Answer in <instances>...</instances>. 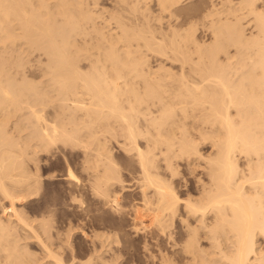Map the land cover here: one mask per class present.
<instances>
[{
    "label": "bare ground",
    "instance_id": "1",
    "mask_svg": "<svg viewBox=\"0 0 264 264\" xmlns=\"http://www.w3.org/2000/svg\"><path fill=\"white\" fill-rule=\"evenodd\" d=\"M90 1L0 0V47L11 48L8 66L0 59V264L128 261L127 238L116 229L88 232L75 220L55 228V208L31 220L18 207L40 194L37 154L54 149L78 206L89 207V190L118 220L133 216L135 233L165 237L168 247L153 243L150 264H264V0H210L197 28L211 41L187 25L176 43L157 32L159 41L148 19L136 29L120 15L118 27L106 29ZM159 1L172 13L182 0ZM191 43L197 62L184 47ZM30 49L45 57L39 73L26 68ZM149 51L191 69L177 75L167 59L154 68ZM79 157L85 181L73 167ZM182 161L193 173L202 168L195 185L181 182ZM132 190L137 196L126 202ZM79 227L90 238L85 258L72 239ZM143 236L147 249L153 240ZM31 238L41 255L29 248Z\"/></svg>",
    "mask_w": 264,
    "mask_h": 264
},
{
    "label": "rangeland",
    "instance_id": "2",
    "mask_svg": "<svg viewBox=\"0 0 264 264\" xmlns=\"http://www.w3.org/2000/svg\"><path fill=\"white\" fill-rule=\"evenodd\" d=\"M95 1L98 2V0H95ZM137 1L136 0H130V3L128 5H126V6H124L126 8H123V4H121L118 0H99V2H98L99 5L97 4V2L94 3V1H93L92 2L93 4L91 3L92 4L91 6H93L92 10L95 7L94 8V12H97V14H98V18H96L98 24L100 23V24H102V26L105 25L107 27L106 29H109V30H111L112 28H114V29L116 28V25H117L116 22L118 23L117 18H118V16L122 15V19L125 20V21L128 20L127 22L130 23L129 25H131V26L135 25L136 29L147 28L146 25H147L148 22H149V26L150 25L152 26V24H153L152 28L154 30L153 29L152 30L154 31V33L156 31V36L159 38V41H161L162 39L164 41H166V39H167L166 42H168L170 40V38L172 37L171 40L174 38V40H175L174 43H176L177 42L176 39L179 40L181 38L180 35H182L187 29H189L191 27L195 31L194 33L197 36L198 40H200V37H204L202 39H206L207 41L208 40L211 41L210 40L211 39V35L210 36H206V37L205 36H201L203 34V32H202L201 29H198V28H201L200 25H198V24H200V22H198V20H200V19H198V18H200L203 8L205 6H207L206 4H208L210 0H207V1H205V0H182L179 5H176V6L173 5L172 6V13H169V12L164 11L163 9H161V7H160L161 5H159V3H160L159 0H139L138 2ZM219 1L220 0H217V2H219ZM210 2L211 3H214V2L216 3V0H211ZM133 3H134V5H133ZM211 3H209L208 5H210ZM95 4H97V5H95ZM116 4H117V6H116ZM133 6H135L137 9L134 10ZM146 6L148 8L147 10H146ZM139 8H140L141 11L139 10ZM123 9H127V10H123ZM116 10H118V11H116ZM171 14H173V15H171ZM114 16H115V18H114ZM124 16H126V17L124 18ZM146 19H148L149 21H147ZM109 20H110V22H108L109 24H105ZM145 20L147 22H145ZM101 21L102 22L105 21V22L102 23ZM140 21H142V22H140ZM138 22L140 24H142L143 27L139 26L140 28H138V25H140ZM143 22L146 23L145 26H144L145 23L143 24ZM135 23H138V24H135ZM190 23H192V24L196 23L197 26L196 25H192ZM187 25L189 26V28H188ZM117 27H118V25H117ZM155 27H156V29H155ZM157 27H159V28H157ZM179 28H181V29H179ZM184 28H185V30H184ZM176 29H177V31H174ZM196 29H197V33H196ZM159 30L161 32H159ZM180 30H182V31H180ZM157 32H158V34L160 33L159 36L161 35V38L163 37L162 39L158 36ZM165 32H166V36H164ZM168 33H169V35H167ZM180 33H182V34H180ZM185 33L182 35L183 37H184ZM170 34L172 35L171 37H170ZM171 40L169 42H171ZM200 41L202 42V40H200ZM187 44H189V43H187ZM187 44H186V46H184L185 49H187V51H188V48H189V50H192L191 55L197 56L196 58L192 56L193 59L195 58L196 60L195 59L194 60L197 62L198 54L196 52L197 50H195L196 48H194L195 47L194 44L193 43L190 44L191 46L193 45L192 49L190 47H188L190 45H187ZM0 45H3V44L0 43ZM174 45H176V44H174ZM3 49H5L3 46H2V48L0 47V52L2 50V52L5 53V55L1 52L2 54H0V59L2 57H3L1 59L2 61L4 59H6V60H4L2 62V65L4 64V66H6V64H7V57L6 56H9V52H10L11 48L10 49H5V50H3ZM6 50L7 51L9 50V51L7 52ZM30 50H32V49H30ZM30 50L27 51V54L25 53L26 55L29 54L28 55L29 57L26 56L25 54L23 55V57L25 59L24 60L25 63H27L26 60H28V58H29V60L31 59V61L30 62L28 61V63L26 64L27 65L26 68L32 66L33 68H31V71L34 72V73H36V72L39 73L38 67H40L41 65L46 64L45 57H44V59L42 61L43 55L41 57L39 56L40 51L38 52L37 50H32V51H30ZM193 50H194V53H193ZM6 53H8V55ZM189 53H190V51H189ZM149 54H150L149 55L150 65H152V66L155 65V67L153 66L154 68H157L158 64H160L161 62L164 63V61L167 59L164 64L167 65L168 69L172 68L173 71H175V73H177V75H180L179 72H181V68H183V67L187 68V70H185L186 72L188 70L190 71V69H191V64L188 65L183 60H177L176 59L175 62H174L173 61L174 58H172L173 56L171 57L172 59H170V58H166V57H164V56H162V55H160V54H158L156 52H153V51L152 52L149 51ZM150 57H151V59H150ZM159 59H161L160 62H159ZM5 61H6V63H4ZM32 61L34 62V64H33ZM152 62H153V64H151ZM196 62H193V60H192V63H196ZM184 63L187 64L188 66L185 65ZM33 65H35V68H34ZM156 65H157V67H156ZM7 66H8V64H7ZM189 67H190V69H188ZM36 68H37V71H36ZM172 69H171V71H172ZM189 77H191L193 79L192 76H189ZM34 78H36V79H34ZM34 78L30 77V79L33 80L34 82H36L37 80H38V82H40L44 77H41V78L40 77H34ZM27 110L28 109H26V111ZM13 119L15 120V118H13ZM188 120H190L188 122V127L192 128V126L195 125L194 122L192 121L193 119L189 118ZM190 123H192L191 124L192 126H190ZM54 150H52L53 152H49V153L48 152L46 153V151H42V153L39 152L37 154V156H38L37 158H41L42 159V160L37 159V161L40 162L39 163L40 165L38 164L41 167V168L39 167L40 168V172L42 173V174L41 173L40 174L42 175L43 183H45V185L42 184V186H41L42 188L40 189V194L39 193L37 195L33 194L32 196L27 197L26 200H21V201H19L17 203L19 208L23 209L22 206H24L25 214L27 216L31 217L30 218L31 220H33V218L35 220V219H37V217L39 218V216L41 217V213H42L41 211H44V210L46 211V209H50V208L53 207L52 208L53 210L55 208V211L53 213V216H54L53 220H54L55 228H56V226H57V228L62 227V226L65 227V225H67L66 223H69L70 221L73 222V220H75V223L79 222L77 224H80V225H83L82 224V222H83L85 230L88 231V232L92 231L93 229H103L105 231H109V230L111 231V230L116 229V230H118L121 233L122 238H124V237L127 238L126 239L127 240L126 246L128 248L127 252H129V253L123 254V256H122V258H124V260H128L125 264H150L151 259L149 258L148 255H150L152 252L156 254V250H155L156 245H154V244L159 243L160 246H163L162 248L168 247L169 244H168V242H166L165 237L163 238V236H161L162 238H160V236H158L160 238L159 239L160 241L159 240L157 241V239L154 240L152 238V236H153L152 234H150L151 236L149 238V234L147 233V232H149V230L146 231L145 234L144 233H135L134 232L135 230H134L133 226L138 221L133 219L134 218L133 216L126 215L122 220H118L117 217H116L117 215L108 206H106V205L103 206L98 201V199H96V197L93 196L91 191L89 192V190L86 191L87 192V194H86L87 196L84 195V198H83L86 201L87 206H89V207L87 209H84V208L78 206L79 205V201L71 200L70 195H69L71 193H70V190H69V185H70L69 181L70 180L67 178V175H66L67 174V168H66L67 165L64 164L65 161H64V158L61 156L60 152H58L56 150L58 152L57 153ZM55 152L57 154H55ZM67 152H69V150H67ZM53 153H54V155H53ZM55 155H57V156H55ZM46 157L48 158L47 160H46ZM119 159L122 162V164H124L123 165L124 169H126V165H125L126 159H125V157L121 155L119 157ZM75 160H77V161H75ZM75 160H74L75 163L73 162V167H74L75 173L77 174L78 177H80L81 181L82 180L85 181L86 179H84V178H86L85 177L86 174L82 171V169L79 166L80 157L76 158ZM32 164L33 163H31V168L33 169L32 166H34V171H35L36 170V165H34V164L32 165ZM186 165L187 164L185 163V161L181 162V166H180L181 174L179 176L181 178V182L184 181V180H187L189 182V184L192 183L190 185H195L194 181L197 180V178H198L197 176L198 175L204 177V173L202 172V168H198V171L196 170L197 172L193 173V171L191 169H188L190 167L189 166L187 167ZM51 175H53V176H51ZM128 178H129V176H128ZM67 183H68V185H67ZM64 185L67 186V187H65ZM180 190L182 192L181 195L183 197H185L184 195L186 194L187 190H184L183 186H181ZM89 193H91V194H89ZM124 194L126 196L125 197L126 202L128 200H131L132 197L137 196L136 190L126 191ZM90 196H92L94 198H91ZM4 202H5V205H8L6 200L2 201V203H4ZM8 206H6L7 207L6 211H8L9 208H10V207L8 208ZM2 209H3L2 206H0V217H2L3 215L5 216V214H6V212L4 213L5 209H3V210ZM33 212H34L35 216L32 214ZM83 214L87 215V217L85 219H84L85 216ZM82 217H83L84 221H82ZM144 222L145 223H149V220H145ZM33 224L36 225V222L33 221ZM99 227H102V228H99ZM176 230L178 231V234L176 236H177V238H179L180 237L179 236V229L177 228ZM146 234L148 235L147 240H148V238L150 240H153V242H151L152 244H150V242H149V248H147V249H145L144 246H143L144 245L143 241H144V238H145V236H143V235H146ZM142 236L144 238H142ZM32 239L35 240L34 238H31V239H28L31 242L27 241V242H29V244H28L29 248L31 250H35L36 254H37V252H39L40 255H41V252H43L42 249L40 248L39 244H37L36 240L34 242V241H32ZM72 239H73L74 244L81 248L80 250H81L82 256H84V258H85V256H87V253H88L87 250H88V248H90V245H89L90 244L89 243L90 242L89 241L90 238L84 236V234L82 233L81 227H79V228H77L76 232H74V235H73ZM258 242H259V245L261 244V246L264 248V237L259 236L258 237ZM152 245H154V247H152ZM85 253H86V255H84ZM82 256L80 255V257H82Z\"/></svg>",
    "mask_w": 264,
    "mask_h": 264
}]
</instances>
